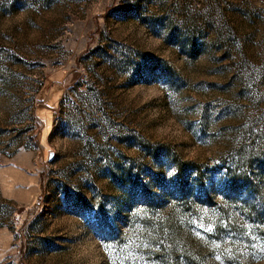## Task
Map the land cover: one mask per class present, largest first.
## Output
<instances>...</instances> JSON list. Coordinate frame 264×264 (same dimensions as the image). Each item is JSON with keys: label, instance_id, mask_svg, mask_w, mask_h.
<instances>
[{"label": "rangeland", "instance_id": "374dc122", "mask_svg": "<svg viewBox=\"0 0 264 264\" xmlns=\"http://www.w3.org/2000/svg\"><path fill=\"white\" fill-rule=\"evenodd\" d=\"M0 264H264V0H0Z\"/></svg>", "mask_w": 264, "mask_h": 264}, {"label": "crops", "instance_id": "0c3cea01", "mask_svg": "<svg viewBox=\"0 0 264 264\" xmlns=\"http://www.w3.org/2000/svg\"><path fill=\"white\" fill-rule=\"evenodd\" d=\"M2 195L7 200L29 203L40 193V177L30 155L18 154L3 172Z\"/></svg>", "mask_w": 264, "mask_h": 264}]
</instances>
